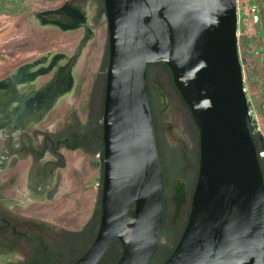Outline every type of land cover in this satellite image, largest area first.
<instances>
[{"label": "water", "instance_id": "water-1", "mask_svg": "<svg viewBox=\"0 0 264 264\" xmlns=\"http://www.w3.org/2000/svg\"><path fill=\"white\" fill-rule=\"evenodd\" d=\"M103 4L108 65L100 221L94 211L85 237L68 230L62 245L70 249L73 264H264V178L238 52L237 0ZM34 17L61 30L85 28L60 9ZM156 63L168 68L191 115L175 102L167 72L151 66L158 73L150 83L155 110L163 103L166 114L158 118V149L146 75L148 65ZM39 64L0 80L2 127L17 86L53 67L52 62L48 69L30 72ZM188 150L195 153L193 164L181 160ZM179 165L183 176L178 179L194 176L185 207L174 205L171 197ZM163 175L170 196L165 211Z\"/></svg>", "mask_w": 264, "mask_h": 264}, {"label": "flooded vegetation", "instance_id": "flooded-vegetation-1", "mask_svg": "<svg viewBox=\"0 0 264 264\" xmlns=\"http://www.w3.org/2000/svg\"><path fill=\"white\" fill-rule=\"evenodd\" d=\"M93 1L69 0L58 8L71 15L75 24L80 22L85 26L72 29L83 30L78 45L70 55L47 52L34 60L33 62L40 61V64L31 68L30 72L48 69L52 62L53 67L45 73L40 72L34 82L25 81L26 84L17 86L16 99L8 96L10 101L7 105L5 128L0 124V264H73L75 260L70 249H64L62 245L63 242H68L69 227L65 225L68 221L58 224V218L74 212H79L77 215L80 216L81 212L90 211V219L95 211L100 221L102 131L95 127L91 104L87 107V103L80 102L79 77L84 64L77 75L73 73L81 57H85L93 37L90 27L94 24L89 23L85 12L81 10L84 8L89 11ZM57 28L60 29L58 26ZM80 45V55L67 71L66 66L72 61ZM31 63L20 64L6 77L14 76L20 67ZM151 66L162 67L167 72L169 87L176 97L175 102L187 113L189 110L174 87L168 68L162 63L148 65L147 94L158 149V118H163L166 114L162 102L159 110H155L150 83L154 82L158 73L151 71ZM39 78L43 80H38ZM9 85L7 83L4 87L7 94ZM70 104L73 107L70 108ZM188 115L191 116L190 113ZM170 117L169 115L168 118ZM194 159L195 153L189 150L182 152L181 160L185 163L193 164ZM261 160L264 163V157ZM179 166V171L176 173L178 168H175L173 172L171 197L174 205L185 207L189 205L187 196L194 176L188 174L181 181L178 177L183 176V166ZM163 180L165 211L166 198L170 196L164 175ZM48 211H54L53 219ZM80 231L81 237L89 235L90 221H85ZM61 256L63 260L60 259ZM68 258L71 259L70 263Z\"/></svg>", "mask_w": 264, "mask_h": 264}, {"label": "rangeland", "instance_id": "rangeland-1", "mask_svg": "<svg viewBox=\"0 0 264 264\" xmlns=\"http://www.w3.org/2000/svg\"><path fill=\"white\" fill-rule=\"evenodd\" d=\"M67 1L69 0H0V38L7 33L23 30H26L29 35V37H22V40L0 41V65L6 67L5 70L0 68V79H3L20 64L31 63L47 52H63L65 55H70L71 47H76L79 43L75 36H62L57 27L52 25L38 27L32 21V15L35 13L58 9ZM81 10L85 12L89 23L94 25L90 27L93 37L84 57L82 75L79 77V79L81 78L79 97L80 102L87 103V107L91 104L95 127L102 131L108 65V33L103 0H94L89 11L84 8ZM237 18L238 52L244 78V89L252 128L259 139L260 157L263 158L264 0H237ZM69 107H73V104H70ZM48 212V215L53 219L54 211ZM89 213L90 211L81 212L80 216L77 215L80 214L79 212L62 215L58 218V224L68 221L65 225H68L69 230L81 232L85 221L93 219L94 211L90 219Z\"/></svg>", "mask_w": 264, "mask_h": 264}, {"label": "bare ground", "instance_id": "bare-ground-1", "mask_svg": "<svg viewBox=\"0 0 264 264\" xmlns=\"http://www.w3.org/2000/svg\"><path fill=\"white\" fill-rule=\"evenodd\" d=\"M32 21L38 27L44 26V25H42V24H40V23H38L36 21L34 15H32ZM58 32L61 33L62 36H66V37H68V36H73L74 37L75 36L77 41H79L81 39L82 35H83V30L82 29H77V30H74V31H72V30L60 31L59 30ZM27 34H28V32L26 30L18 31V32L14 31L12 33H7L5 36L1 37L0 41H9L10 42V40L11 41L14 40V39L18 40V39H21L22 37H25V36L29 37V35H27ZM74 48H75V46L71 47V52L74 50ZM83 61H84V55L81 57L80 62L78 63L77 67L74 68V71H73L74 75H77L80 72V69H81V66L83 64ZM0 68H2L4 70L6 69V67H3L2 65H0ZM38 80H43V78H39Z\"/></svg>", "mask_w": 264, "mask_h": 264}, {"label": "trees", "instance_id": "trees-1", "mask_svg": "<svg viewBox=\"0 0 264 264\" xmlns=\"http://www.w3.org/2000/svg\"><path fill=\"white\" fill-rule=\"evenodd\" d=\"M167 68V67H166ZM257 136V135H256ZM256 145H257V148H258V152L260 153L261 150H260V145H259V142H258V139L256 137ZM260 166H261V169H262V173H263V178H264V163H262V160H261V157H260ZM131 214H133V212L131 211ZM117 242V240L114 241V243ZM174 250V249H173ZM172 250V252H173ZM171 252V253H172ZM171 255V254H170ZM168 259V258H167ZM164 264V263H163Z\"/></svg>", "mask_w": 264, "mask_h": 264}, {"label": "crops", "instance_id": "crops-1", "mask_svg": "<svg viewBox=\"0 0 264 264\" xmlns=\"http://www.w3.org/2000/svg\"><path fill=\"white\" fill-rule=\"evenodd\" d=\"M10 41H11V40H10ZM7 42H8V41H7ZM7 42H2V43H7ZM42 55H44V54H42ZM42 55H41V56H42ZM5 77H6V76H5ZM5 77H4V78H5ZM4 78H3V79H4ZM0 80H2V79H0Z\"/></svg>", "mask_w": 264, "mask_h": 264}]
</instances>
